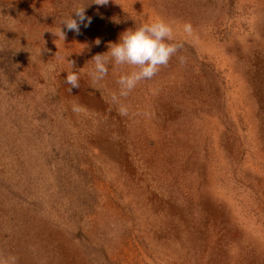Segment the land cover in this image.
<instances>
[{
	"label": "rangeland",
	"instance_id": "obj_1",
	"mask_svg": "<svg viewBox=\"0 0 264 264\" xmlns=\"http://www.w3.org/2000/svg\"><path fill=\"white\" fill-rule=\"evenodd\" d=\"M92 2L0 0V261L264 264V0ZM158 19L166 67L127 96V65L93 80Z\"/></svg>",
	"mask_w": 264,
	"mask_h": 264
},
{
	"label": "clouds",
	"instance_id": "obj_2",
	"mask_svg": "<svg viewBox=\"0 0 264 264\" xmlns=\"http://www.w3.org/2000/svg\"><path fill=\"white\" fill-rule=\"evenodd\" d=\"M108 3L109 0H93L91 4L105 6ZM86 7H77L71 16L62 20L61 25L52 33L53 36L64 41L68 31L79 35L81 26L87 28L91 24L92 19L85 15ZM183 30L186 34L191 35V24L185 23ZM173 39L174 34L171 25L159 19L151 24H144L139 28L129 29L121 34L117 43L108 46L106 53L97 54L92 58L94 63L92 78L95 81H100L107 75L108 66L106 60L113 61L116 66H129L133 70L121 75L117 81L121 89L120 95L127 96L139 82L152 79L161 67L168 65L170 59L180 47L167 42ZM95 43L98 45L100 41L97 39ZM71 64L73 66V62ZM65 83L71 86L69 91L78 88V75L75 72L68 73ZM113 99H115V96ZM121 113L126 114L123 108ZM0 264H4V262L0 261Z\"/></svg>",
	"mask_w": 264,
	"mask_h": 264
}]
</instances>
